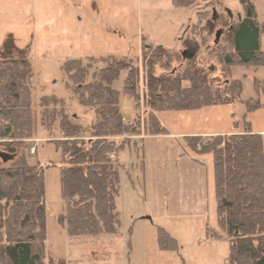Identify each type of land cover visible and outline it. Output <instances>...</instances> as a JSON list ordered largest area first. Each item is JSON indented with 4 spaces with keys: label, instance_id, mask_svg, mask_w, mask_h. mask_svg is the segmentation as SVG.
<instances>
[{
    "label": "rangeland",
    "instance_id": "1",
    "mask_svg": "<svg viewBox=\"0 0 264 264\" xmlns=\"http://www.w3.org/2000/svg\"><path fill=\"white\" fill-rule=\"evenodd\" d=\"M250 1L261 27L260 50L264 52V0ZM214 6L201 1L190 9L176 8L172 0H0V48L13 36L18 47L31 49L36 136L27 141L26 154L34 163H41L45 172L46 264H227L230 245L218 221L214 158L210 153H198L188 139L204 143L243 133L249 125L262 136L264 146V109L250 112L247 108L250 101L264 103L257 88L264 82V67L238 66L224 76L242 85L239 97L230 104L159 112L166 133L146 136L142 130L140 136L118 139L131 143L119 156L118 235L69 237L60 222L66 215L61 181L64 164L55 145L63 139L62 113L86 137L96 121L94 109L82 105L73 92L63 70L66 62L78 60L87 65L89 58L98 59L90 65V80L107 66L100 59L114 57L138 67L139 109L124 93L127 71L121 72L113 88L120 92L125 124L136 119L144 123L143 47L183 50L182 39L190 34L198 22L197 14L204 9L212 11L209 18L215 12V17L227 16L226 10L233 22L244 16L240 0H221L220 6ZM219 29L206 45L188 50L189 56L197 53L198 63L212 78L223 77L219 61L209 56ZM160 228L176 240L177 251L160 249Z\"/></svg>",
    "mask_w": 264,
    "mask_h": 264
},
{
    "label": "trees",
    "instance_id": "2",
    "mask_svg": "<svg viewBox=\"0 0 264 264\" xmlns=\"http://www.w3.org/2000/svg\"><path fill=\"white\" fill-rule=\"evenodd\" d=\"M201 1L211 8L221 5V0H172V3L176 8L190 9ZM240 3L244 16L239 15L235 22L228 10L227 16L219 18L215 17L216 12L209 18L212 11L208 9L199 12L198 22L182 39L181 51L163 46L143 47L144 123L136 119L125 124L120 92L113 88L121 72L127 71L124 93L135 100L139 109L138 67L114 57L100 59L107 66L90 80V65L98 59L89 58L87 65L78 60L65 63L63 70L73 92L82 105L94 109L96 116L91 134L86 137L61 114L63 139L55 145L61 150L64 164L61 181L66 215L60 222L66 226L69 237L120 233L119 156L131 148V143L118 139L140 136L142 130L146 136L166 133L158 119L159 112L196 111L230 104L239 97L242 85L224 76L238 66L264 67L255 6L250 0ZM217 27L222 36L209 56L217 58L223 77L212 78L198 63L197 53L189 56L188 50L206 45ZM30 51L18 47L13 36H8L0 48V152L14 157L9 166L0 159V264L47 263L45 172L41 163H34L26 154L27 141L36 136ZM257 88L264 96V82ZM261 107L264 109V103L253 101L247 106L250 112ZM203 141L188 139L198 153H210L214 158L218 221L230 245L227 264H264L262 136L252 132L248 125L243 133ZM159 246L164 251L178 249L176 240L162 228Z\"/></svg>",
    "mask_w": 264,
    "mask_h": 264
},
{
    "label": "water",
    "instance_id": "3",
    "mask_svg": "<svg viewBox=\"0 0 264 264\" xmlns=\"http://www.w3.org/2000/svg\"><path fill=\"white\" fill-rule=\"evenodd\" d=\"M221 34H222V31H219V32L217 33V36H216V42H215L216 44L219 43V41H220V37H221ZM0 159H2L4 163H8L9 161L13 160L14 157L9 156V155H7V154H4V153H1V152H0Z\"/></svg>",
    "mask_w": 264,
    "mask_h": 264
},
{
    "label": "built area",
    "instance_id": "4",
    "mask_svg": "<svg viewBox=\"0 0 264 264\" xmlns=\"http://www.w3.org/2000/svg\"><path fill=\"white\" fill-rule=\"evenodd\" d=\"M113 159H115V157H113Z\"/></svg>",
    "mask_w": 264,
    "mask_h": 264
},
{
    "label": "crops",
    "instance_id": "5",
    "mask_svg": "<svg viewBox=\"0 0 264 264\" xmlns=\"http://www.w3.org/2000/svg\"><path fill=\"white\" fill-rule=\"evenodd\" d=\"M262 134H264V133H262Z\"/></svg>",
    "mask_w": 264,
    "mask_h": 264
}]
</instances>
